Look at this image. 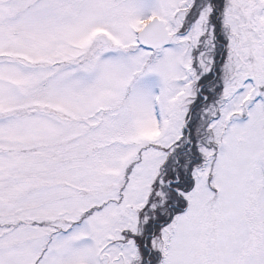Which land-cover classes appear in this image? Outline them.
Segmentation results:
<instances>
[{
	"label": "snow or ice",
	"instance_id": "snow-or-ice-1",
	"mask_svg": "<svg viewBox=\"0 0 264 264\" xmlns=\"http://www.w3.org/2000/svg\"><path fill=\"white\" fill-rule=\"evenodd\" d=\"M0 264H264V0H0Z\"/></svg>",
	"mask_w": 264,
	"mask_h": 264
}]
</instances>
